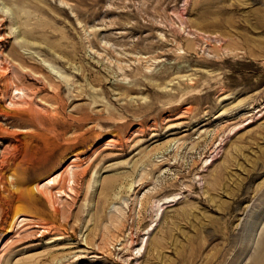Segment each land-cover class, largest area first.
I'll list each match as a JSON object with an SVG mask.
<instances>
[{"label": "rangeland", "instance_id": "374dc122", "mask_svg": "<svg viewBox=\"0 0 264 264\" xmlns=\"http://www.w3.org/2000/svg\"><path fill=\"white\" fill-rule=\"evenodd\" d=\"M263 254L264 0H0V264Z\"/></svg>", "mask_w": 264, "mask_h": 264}, {"label": "bare ground", "instance_id": "6f19581e", "mask_svg": "<svg viewBox=\"0 0 264 264\" xmlns=\"http://www.w3.org/2000/svg\"><path fill=\"white\" fill-rule=\"evenodd\" d=\"M19 94V93H18ZM14 177V176H12ZM9 180H11L9 178ZM11 185V192L13 194L14 198V216L12 218V221L10 223L9 232L12 231L15 228L16 221L18 218L23 214L24 209L22 208L23 205H20L19 203H27L29 201H33L37 198V193L44 195L46 192L44 189L39 187L37 184L36 186H22L16 181V179L12 182ZM260 263H264V254L262 258L259 260Z\"/></svg>", "mask_w": 264, "mask_h": 264}]
</instances>
